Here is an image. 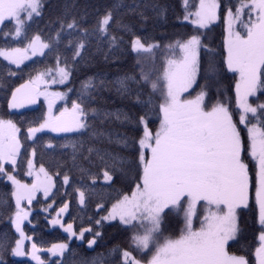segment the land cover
I'll return each mask as SVG.
<instances>
[{"label":"snow or ice","instance_id":"snow-or-ice-1","mask_svg":"<svg viewBox=\"0 0 264 264\" xmlns=\"http://www.w3.org/2000/svg\"><path fill=\"white\" fill-rule=\"evenodd\" d=\"M181 3L177 20L189 21L192 33L165 44L145 35L151 20L166 17L158 0H134L125 12L120 3L63 0L44 29L47 0H0V182L11 187L0 192V264H15L9 256L36 264H264V0ZM217 22L223 39L214 49L206 41ZM93 47L106 63L133 58L137 70L114 81L89 75ZM59 85L66 90H49ZM113 85L127 110L93 107ZM41 97L46 112L18 113ZM57 101L64 106L54 110ZM113 119L126 128L115 141L96 125ZM47 133L66 142L45 141ZM101 137L120 151L98 147ZM57 147L70 152L57 156ZM38 153L49 167L37 168ZM25 164L31 183L18 178ZM94 199L88 227L76 225L72 202L87 208ZM34 201L43 208L33 212ZM40 211L66 234L47 249L33 239L39 223L30 217ZM105 227L119 229L124 242L91 261L73 259L85 245L101 246Z\"/></svg>","mask_w":264,"mask_h":264},{"label":"trees","instance_id":"trees-1","mask_svg":"<svg viewBox=\"0 0 264 264\" xmlns=\"http://www.w3.org/2000/svg\"><path fill=\"white\" fill-rule=\"evenodd\" d=\"M62 2L63 0H47V7L45 9L44 17L42 19H38V24L40 29H44L45 25L48 23L52 8L55 5L60 4ZM136 2H142V0H136ZM158 2L167 7L168 11L166 17L161 16L159 18H154L153 20H151L145 26L147 29L145 35H147L150 38H154L156 41L166 44L170 40L175 39L178 34L184 35V34L192 33L193 25H191V23L185 21L181 22L177 20V17L182 15L181 0H158ZM79 3L81 5H83L84 3H88L90 6L96 4L111 6L113 3H120L121 12H125L129 6H134V0H79ZM149 15L154 17V13L149 12ZM128 19H135V17L129 15ZM35 27L36 25L34 24L33 28ZM207 35H208V41L206 42H209L210 46L214 49L219 48L223 39V26L219 24V22H217V24L211 27V31H208ZM149 42H152L151 39ZM33 60H37V58L34 57ZM90 60L91 63L89 65L90 70L88 74L91 75L95 72H100L103 73L104 77L109 81H114L118 76H121L126 72H132L134 70H137L134 69L133 67L134 65L133 58L122 57L119 63H106L104 61L103 55L97 53L94 47L90 50ZM0 61H2V58H0ZM25 65L31 67V62L26 61ZM27 78H28L27 74L25 73L23 79H27ZM23 79L15 80L14 85H18L19 83L23 82ZM68 86L79 87V83L78 81H76L73 84H69ZM52 88H56L61 91L66 90L63 85L53 86ZM2 95L3 93L0 92V96ZM73 98L75 97L73 96ZM99 100L100 103L93 105V107H104L106 110L109 111H115L116 109L127 110L126 105L120 101V98L115 91L114 85L111 87V90H105L103 94L99 97ZM39 102L40 104L36 109L25 110L23 112H20V114H23L28 119H32L40 116L43 112H45V107L41 99L39 100ZM0 104H3L2 100H0ZM62 105H64L63 101L58 104L57 108H60ZM68 106H70V104ZM13 118L18 119L19 117L14 116ZM96 125L98 129L104 131L105 133L110 134L113 138V141H115L117 134L126 131V128H124L119 121H116L114 119L104 122L97 121ZM68 138L71 139L72 137L69 136ZM43 139L45 141L52 139V142L57 146L66 142L65 134L47 133L46 135L43 136ZM97 146L102 149H108L109 151L112 152L120 151L119 145H117L115 142L109 144L105 137L100 138V141L97 142ZM62 151L70 152V149L61 150L59 147H57L55 154L57 156H60ZM41 162L45 164V167H49L47 156L43 161H41L39 159V153H38L36 164L39 165ZM25 171H26V164L24 165V170L22 171L21 176L19 178L21 179L25 178L24 175ZM10 191H11L10 182L8 183L7 186L5 185L4 182H0V192L10 193ZM38 199H40L41 201L44 200L42 197H38ZM48 202H52V201L49 200ZM97 202L98 201L94 199L92 203H90L87 206V208H83V206H77L75 202H72L70 210L72 212V216L77 217L75 221L76 225L88 227L86 221L89 216L93 215ZM43 206H44L43 204H36L34 201L32 205L33 212H36L37 210H41ZM59 206L60 204L59 202H57L55 207L58 208ZM53 214H55L54 211ZM45 215H46L45 213L40 211L38 220L36 218L30 217V219H32L33 221V225L39 223V227L36 229V235L33 237V239L38 243V245L41 248L48 247L56 242H61L64 240L66 236V234L63 232V229H60L59 226H55L51 228L50 224H47L44 220ZM80 218H83V220L85 221L83 225H80ZM65 222H71L67 214L65 215ZM3 227L4 225L0 224V230H2ZM31 227L32 226L29 225L28 227L25 228V231L27 232L28 235H32V232L29 231V228ZM101 231H103L104 233V240L101 242V246L96 247L95 249H90L85 245L84 247L78 249V254L73 259L79 260L81 258H84L91 261L93 257L97 256V254L106 253L107 249L112 247L113 244L124 242V236L119 229L113 227H105ZM252 235H253V229L251 228V226H249L247 229V236L249 241L252 240ZM78 243L79 242H77V245ZM241 243L243 244L245 242L241 241ZM77 245H74V247ZM238 247L239 245H233L231 250H236V248ZM42 258L48 259L49 256L47 253H42ZM6 259L15 262V264H36V262H33L27 258L17 259L14 258L13 256H9L6 257Z\"/></svg>","mask_w":264,"mask_h":264},{"label":"rangeland","instance_id":"rangeland-1","mask_svg":"<svg viewBox=\"0 0 264 264\" xmlns=\"http://www.w3.org/2000/svg\"><path fill=\"white\" fill-rule=\"evenodd\" d=\"M185 22L190 23L189 21H185ZM52 87H53V86H52ZM52 87H51L49 90H51V91H61V90H59V89L52 88ZM40 99L42 100V102H43V104H44L45 112H46V111H47V104L44 102L43 97H41ZM60 102H62V101H57V102H56V107L54 108V110H58V109H59V108H57V106H58V104H59ZM63 106H64V105H62L60 108H62ZM69 107H70V106H69ZM54 134H57V133H54ZM36 166H37V168L39 167V165H37V164H36ZM18 178H19V177H18ZM32 179H33V178H31V177H26V176H25V178H24L25 182H27V183H31V182H32ZM37 197H42L43 199H45V197H43V194H42V193H38V194H37ZM49 203H51V202H49ZM53 215H55V214H53ZM49 219H51V217H50ZM25 223H27V222H25ZM197 226H198V224H197ZM50 227L52 228V227H54V226L50 225ZM31 243H32V241H25V244H26V246H27V250H28V251L31 250ZM56 243H58V242H56ZM50 246H51V245H50ZM50 246H48V247H50ZM48 247L41 248V249H47ZM42 253H47V252H46V251H41V252L39 253V255L41 256V258H42ZM47 254H48V253H47ZM48 256H49V255H48ZM13 257H14V258H17V259L27 258V259L33 261V260L31 259L30 256H23V257H15V256H13ZM42 259H43V258H42ZM33 262H35V261H33Z\"/></svg>","mask_w":264,"mask_h":264},{"label":"water","instance_id":"water-1","mask_svg":"<svg viewBox=\"0 0 264 264\" xmlns=\"http://www.w3.org/2000/svg\"><path fill=\"white\" fill-rule=\"evenodd\" d=\"M39 104H40V102H38L37 104H34V105H28V106H26V108L20 109V110H17V111H18V113H20V112H23L25 110H33V109H36L39 106Z\"/></svg>","mask_w":264,"mask_h":264}]
</instances>
